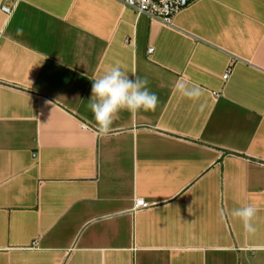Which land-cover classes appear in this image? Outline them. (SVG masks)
I'll return each mask as SVG.
<instances>
[{
	"label": "crops",
	"instance_id": "obj_1",
	"mask_svg": "<svg viewBox=\"0 0 264 264\" xmlns=\"http://www.w3.org/2000/svg\"><path fill=\"white\" fill-rule=\"evenodd\" d=\"M116 63L159 103L100 137L92 80ZM248 204L251 235L231 216ZM0 264H264V0H195L172 24L0 0Z\"/></svg>",
	"mask_w": 264,
	"mask_h": 264
},
{
	"label": "clouds",
	"instance_id": "obj_2",
	"mask_svg": "<svg viewBox=\"0 0 264 264\" xmlns=\"http://www.w3.org/2000/svg\"><path fill=\"white\" fill-rule=\"evenodd\" d=\"M134 79L116 63L101 77L92 80L90 108L96 122V131L100 137H107L112 132V125L118 119L121 111L137 113L139 111H154L159 103V97L148 88L146 77L133 74ZM181 98L199 101L204 95V89L197 83L181 76L174 85ZM203 107V105H201ZM257 208L251 204L243 205L231 211V216L238 218L246 234H255L257 228L254 220ZM225 212L221 210L220 217Z\"/></svg>",
	"mask_w": 264,
	"mask_h": 264
},
{
	"label": "built area",
	"instance_id": "obj_3",
	"mask_svg": "<svg viewBox=\"0 0 264 264\" xmlns=\"http://www.w3.org/2000/svg\"><path fill=\"white\" fill-rule=\"evenodd\" d=\"M126 6L132 8L137 14L145 15L153 20H158L166 24H172L174 17L183 8L188 6L195 0H121ZM2 10L6 13H11V7L3 5ZM153 48H149L152 52ZM230 69L226 72V77L229 75ZM83 126L86 127L85 124ZM148 202L143 198L135 200L134 211L149 208Z\"/></svg>",
	"mask_w": 264,
	"mask_h": 264
}]
</instances>
